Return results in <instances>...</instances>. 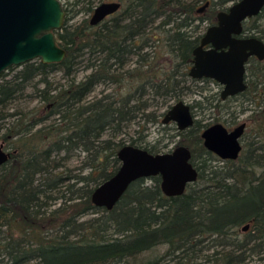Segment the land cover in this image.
I'll return each mask as SVG.
<instances>
[{"label":"trees","instance_id":"trees-1","mask_svg":"<svg viewBox=\"0 0 264 264\" xmlns=\"http://www.w3.org/2000/svg\"><path fill=\"white\" fill-rule=\"evenodd\" d=\"M81 1H64V21L55 30L66 50L61 61L35 58L18 64L9 77L5 70L0 73V120L8 102L36 77L32 85L40 98L39 105L13 112L16 116L1 134L12 150L0 165V264H120L159 244L167 246L164 264H243L254 254L264 260V144L256 157L254 148H242L237 158L221 159L203 145L201 130L210 122L194 118L189 127L176 128L177 144L190 149L198 170L183 193L165 195L156 174L133 180L111 209L90 198L92 189L118 167L116 152L125 144L118 135L128 132L131 121L140 115L162 121L165 111L154 105L169 107L191 90L187 82L196 78L188 69L200 24L215 22L217 11L226 8L219 6L235 0H209L202 11L198 5L206 0H118L119 9L97 24L89 18L67 23L73 5ZM93 8V0L81 7ZM263 18L264 5L243 20V32L264 39ZM85 52L93 54L85 64L89 71L76 78ZM132 55L133 65L127 64ZM54 67L67 75L66 83L50 82L47 74ZM245 76L247 86L238 95L257 104L250 117L264 143V58L250 56ZM99 84L113 87L90 96ZM236 96L204 94L190 105L202 106L204 99L202 108L218 107ZM145 127L141 124L130 144L163 151L156 143L142 144ZM76 147L86 152L88 170L66 185L72 188L67 206L73 211L62 217L67 207L48 209L49 199L58 197L53 192L64 182L63 170L56 169ZM87 212L100 214L78 220ZM246 222L248 228L241 229ZM144 264H160V259Z\"/></svg>","mask_w":264,"mask_h":264},{"label":"water","instance_id":"water-1","mask_svg":"<svg viewBox=\"0 0 264 264\" xmlns=\"http://www.w3.org/2000/svg\"><path fill=\"white\" fill-rule=\"evenodd\" d=\"M209 4L197 8L202 11ZM264 0H235L216 13V22L209 24L192 50L188 74L194 78L209 77L222 86L220 95L243 91L246 86L245 65L249 56L264 58V39L256 35L243 36V20L256 15ZM120 7L118 0H105L94 6L89 17L97 24ZM65 10L60 0H0V73L9 66L39 58L42 62L61 61L65 48L56 39ZM189 102L179 99L164 112L162 122H175L178 129L194 122ZM246 126L241 121L228 129L222 122H213L201 130L203 145L221 159H235L242 149L241 136ZM116 170L100 181L91 191V201L111 209L128 185L137 178L160 175V188L167 195L184 192L186 185L197 178L198 170L191 162L190 149L177 144L169 150L151 152L130 143L118 148ZM10 151L0 142V165ZM246 222L241 226L245 230Z\"/></svg>","mask_w":264,"mask_h":264},{"label":"rangeland","instance_id":"rangeland-1","mask_svg":"<svg viewBox=\"0 0 264 264\" xmlns=\"http://www.w3.org/2000/svg\"><path fill=\"white\" fill-rule=\"evenodd\" d=\"M60 1L64 6L65 0H60ZM101 1H105V0H93L94 6H96ZM84 2L85 0L79 2L77 5H73L72 10L68 14L69 17L67 19V23L75 25L81 22L84 18L90 17L92 10L85 11L81 9ZM230 3L231 1H228L223 5H220L219 7L221 8L223 6H227ZM202 4L204 3L203 2L199 3L198 7L201 6ZM67 6L70 8V4ZM207 25H208L207 21L202 22L200 24L199 33L202 34L205 31ZM90 57H93V54H89V52H85L81 57H79L81 62L77 64L76 70L74 72V76H76V78H81L83 75L87 73V71H89V68L85 66V64L87 63V60H89ZM132 58L133 59L128 60L127 64L133 65V60L136 58L135 55H132ZM20 67H21L20 65H12V67L7 68L5 70L6 76L7 77L11 76ZM47 75H48V79L53 85H60L67 82V75L64 74L61 67H56V68L54 67L51 71H49ZM37 78L38 77H36V79L32 83L27 85L23 94L17 95L15 98L9 101L6 107L4 108V112H7V114L3 119L0 120V142H2L4 147L8 150H12V146L2 141L3 139L1 138V134L5 130L4 126L11 124V122L14 119V116L19 115V113L25 112L31 107L40 104L39 94L35 91L32 85L35 81H37ZM187 83L191 84L190 86L191 90L183 94L181 99L189 103H192L195 99H201V97L204 94L213 95L214 97L215 94L219 93L221 89V84H219L214 80L195 79L194 81H191L189 79ZM38 86H43V84L38 83ZM112 87L113 85L109 86L106 84H99L95 88V90L91 92L90 96L98 97L100 96V94L109 91ZM212 99H213L212 102L217 101V98L216 99L212 98ZM174 102H175L174 100L170 101L171 104ZM201 102H202L201 103L202 106H205V104L207 103V101L204 99ZM202 106H196L192 108L195 118L199 119L203 123L206 122L213 123L215 121H220L228 128H232L239 122L245 121L246 126L241 136L242 148L244 149L246 148L247 151L249 148H254V151L252 152L253 157H256V154L262 151L261 146L264 144L262 140V136L255 135L257 122L250 117L253 109H255L257 106L256 103L247 99L245 95H237L236 97L231 98V100H228V102L220 101V105L218 107L202 108ZM154 108H157L156 110H158V112H163L168 108V106L162 105L160 107H157L154 105ZM13 112H16V115L13 114ZM10 113H12V115H10ZM47 122L48 120H46L44 123ZM141 124H145L146 126L145 129L142 131L143 133L144 132L146 133L145 140L142 142V144H144L145 142H150V144L156 143L158 147H161V149L165 151L174 147L177 144V140H179L180 138L178 135L175 134L177 128L175 122L170 121L167 123H163L161 120L145 121L144 116L142 115L136 117L131 121L130 126L127 128L128 131L127 133L121 135L119 134L118 136H122L124 143H130V137L131 136L135 137L139 134L138 130ZM107 135H109V132L105 133L104 136ZM118 136L114 137V139L115 138L117 139ZM85 159H86V152L81 150L80 147H76L72 149L68 153V155L62 160L63 166L59 167V169H56V170H63L64 182L53 192V194L57 195L58 197L55 199H49L50 205L48 209L54 208L59 205L63 206V209L67 207L62 212V217L68 215L73 211V208L71 206L70 207L67 206V204L72 202V200L68 199L70 196H73L72 188L68 189L66 188V185L69 182H74L75 175L87 172L88 168L84 164ZM217 163H222V162L217 161ZM146 182L152 183V180L146 178ZM98 214H100V212L83 213L81 216L78 217L79 218L78 220L87 219L92 216H97ZM238 229H240V227H238ZM166 249H167L166 244H159L144 251L142 254L136 256V258H129V260L122 262L120 264H144L146 261L154 260L157 257H159L160 259V264H164L165 259L169 257L168 255H164L166 253ZM207 252H211V250ZM161 256H165V258L162 259ZM258 256L259 255L257 254L250 255L249 260L246 259V262L243 264H255L257 262H263L264 260L261 259L259 260Z\"/></svg>","mask_w":264,"mask_h":264},{"label":"flooded vegetation","instance_id":"flooded-vegetation-1","mask_svg":"<svg viewBox=\"0 0 264 264\" xmlns=\"http://www.w3.org/2000/svg\"><path fill=\"white\" fill-rule=\"evenodd\" d=\"M118 9H119V8H118ZM118 9H117V10H118ZM223 9H225V8H223ZM117 10H116V11H117ZM219 10H220V9H219ZM116 11H115V12H116ZM113 13H114V12H113ZM110 14H112V13H110ZM110 14L106 15L104 18H106V17L109 16ZM104 18H103V19H104ZM103 19H102V20H103ZM102 20H101V21H102ZM99 22H100V21H99ZM99 22H98V23H99ZM215 22H216V20H215ZM213 23H214V22H213ZM211 24H212V23H211ZM242 24H243V22H242ZM208 25H209V24H208ZM208 25H207V26H208ZM201 35H202V34H201ZM242 35H243V36H247V35H250V34H248V33H246V32H243ZM200 37H201V36H200ZM200 37H199V39H200ZM198 42H199V40H198ZM197 44H198V43H197ZM197 44H196V45H197ZM196 45H195V46H196ZM251 56H255V55H251ZM249 57H250V56H249ZM249 57H248V58H249ZM255 57H256V56H255ZM256 58H257V57H256ZM247 60H248V59H247ZM246 63H247V61H246ZM245 73H246V65H245ZM193 78H194V77H193ZM201 78H209V77H200V78H196V79H201ZM207 80H214V79L209 78V79H207ZM245 80H246V76H245ZM214 81H216V80H214ZM216 82H217V81H216ZM218 83H219V82H218ZM219 84H220V83H219ZM221 89H222V86H221ZM221 89H220V91H221ZM220 91H219V95H220ZM240 92H241V91H240ZM238 93H239V92H238ZM238 93H236V94L238 95ZM236 94H233V95H236ZM233 95H228V96H233ZM228 96H226V97H228ZM220 97H221V95H220ZM226 97H225V98H226ZM221 98H222V97H221ZM225 98H222V99H225ZM192 112H193V111H192ZM169 122H170V121H169ZM226 127H227V126H226ZM233 127H234V126H233ZM227 128H228V127H227ZM177 129H178V128H177ZM228 129H230V128H228ZM168 150H169V149H168ZM163 151H164V150H163ZM219 158H220V157H219Z\"/></svg>","mask_w":264,"mask_h":264}]
</instances>
